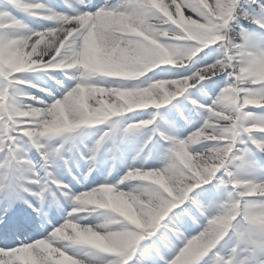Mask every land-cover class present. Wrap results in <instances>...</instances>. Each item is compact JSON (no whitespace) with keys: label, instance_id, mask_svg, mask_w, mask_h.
I'll list each match as a JSON object with an SVG mask.
<instances>
[{"label":"snow or ice","instance_id":"obj_1","mask_svg":"<svg viewBox=\"0 0 264 264\" xmlns=\"http://www.w3.org/2000/svg\"><path fill=\"white\" fill-rule=\"evenodd\" d=\"M0 264H264V0H0Z\"/></svg>","mask_w":264,"mask_h":264}]
</instances>
